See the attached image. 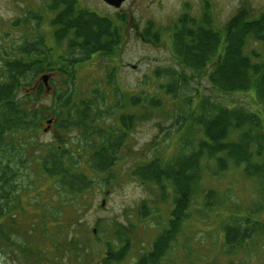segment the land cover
Here are the masks:
<instances>
[{
	"label": "rangeland",
	"instance_id": "374dc122",
	"mask_svg": "<svg viewBox=\"0 0 264 264\" xmlns=\"http://www.w3.org/2000/svg\"><path fill=\"white\" fill-rule=\"evenodd\" d=\"M43 1L0 0V64L6 53L21 50L26 44L37 43L46 50L51 49L46 63L49 71L37 76L43 91L36 96L38 106L51 108L54 101L57 103L58 94L67 89L66 60L76 58L78 49L69 48L70 37L59 43L55 41L54 28L46 24L49 15L42 9ZM177 13L176 17H167L172 12L163 13L161 25L157 27L165 32L162 42L167 48H170L171 23L178 18ZM263 14L264 0H189L190 18L199 22L203 16L208 17L212 26L218 28L239 15L254 20ZM41 18L43 22L38 24ZM150 18L148 14L144 16V20ZM41 38L45 44L40 42ZM254 43L251 40L248 44L247 54L252 50L261 51L262 58L257 62H263L264 42ZM120 44L116 57L98 56L75 65L76 77L71 87L77 127L59 129L55 123L51 132L45 133L46 120L51 116L49 109L37 138L42 147L50 144L60 147V138L65 137L66 142L72 139L74 143L69 141L65 148L78 155L77 168L89 175L90 187L73 198L58 192L55 181L48 177L31 184V175L33 172L36 175L38 170L36 165L28 166L27 174L22 173L21 191L15 202L20 203L16 209L19 213L15 221L10 218L1 222L0 264H99L109 252L117 253L121 247H127L124 259L107 264H136L143 255L151 253L157 238L170 229L176 203L172 186L168 181V185L147 181L138 169L153 159L159 158L166 164L183 155V140L186 135L189 138V124L182 128L180 123L188 119L200 96L194 94L193 104H188L189 75L188 78L179 76L183 81L188 79V84H178L182 98L164 94L161 86L168 80L157 77L155 71L177 68L171 51L165 46L140 44L133 35L126 36ZM47 73L51 74L50 84L55 93L46 94L40 80ZM193 82L197 83L195 87L201 95L215 98L210 80L195 77ZM134 94L141 96L138 106L131 104L128 97ZM255 98L237 93L229 96V104L261 110ZM122 103L127 106L121 112L126 117L127 134L114 153V166L105 173H97L81 152L80 142L87 148L100 146L101 140L94 136L84 139L87 132L92 134L91 121L96 116L100 127L118 131L113 127ZM94 151L87 149L90 154ZM214 163L206 164L203 159L202 186L204 192H213L216 203H223L213 206V200L207 201L203 193H197L196 201L182 212L178 241L172 243L173 247L157 264H264L263 230L243 240L234 250L227 248L223 231L232 215L242 221L251 218L264 227V199L256 180L247 177L243 166L230 165L216 174ZM29 186L33 187L27 189ZM3 207L4 203H0V208Z\"/></svg>",
	"mask_w": 264,
	"mask_h": 264
},
{
	"label": "trees",
	"instance_id": "16d2710c",
	"mask_svg": "<svg viewBox=\"0 0 264 264\" xmlns=\"http://www.w3.org/2000/svg\"><path fill=\"white\" fill-rule=\"evenodd\" d=\"M69 9L65 8L52 21L54 38L59 43L70 37L69 48H76L82 54L76 50V58L66 60L67 89L63 94H58V101H54L51 108L38 106L36 100V96L39 97V93L43 91L37 83V76L49 71L46 63L51 49L46 50L43 45L37 46V43L26 44L21 50L6 53L0 64V203H4V207L0 208V229L3 226L1 222L10 218L15 221L19 213L16 209L20 203L15 202L21 191V181L24 178L22 173L27 174L28 166L36 165L38 170L36 175L35 172L31 175V184L35 185L36 180L48 177L55 181L58 192H64L63 194L73 198L91 185L89 175L77 168L80 162L78 155L65 148L69 146V141L73 142L72 139L66 142L65 137L60 138V147L56 144L42 147L37 138L49 109V119H53V124L56 123L59 129L77 127L71 87L76 77L74 67L94 57L113 56L120 46L121 31L110 20L97 16L78 22L72 12L69 13ZM15 24L17 25L16 22ZM263 27L259 23L250 27L246 24V17L242 15L227 23L224 29L212 26L205 16L199 22L184 16L171 29L170 48L177 68H159L155 75L168 80L166 84H162L161 89L165 95H172L176 99L182 98L178 84H188L189 75L187 102L189 105L193 104L194 94L200 96V101L187 115L189 121L180 123L182 128L189 124V138L186 135L183 140V155L166 164L159 158L153 159L138 169V173L147 181L161 185H168V181L174 190L176 203L170 219V229L157 238L151 253L143 255L136 264H157L165 252L173 247L172 243L178 241L182 212L196 201L197 193H203L207 201L213 200V192H204L205 188L202 186L201 163L204 158L206 164L215 162L216 174L227 170L230 165L243 166L247 177L256 180L264 199V115H260L264 114V61L257 62L258 57L253 59L244 51L254 37L264 39L262 34L252 32V29L261 30ZM40 42L45 44L42 38ZM16 53L17 56H12ZM179 76L187 78L183 81ZM195 77L210 80L215 98L201 95V91L195 87L197 83L193 84ZM51 93H55L53 87ZM237 93H247L252 98L255 96V102L261 110L251 111L243 105L229 104V96ZM128 97L131 104H140V95ZM125 109L127 106L123 103L117 109L113 128L118 131L103 129L98 125L99 118H93L91 124L94 130L91 131L92 134L87 132L84 139L94 136L101 140L100 146L87 148L80 142L81 152L88 157L91 168L97 173H105L114 166V153L127 134L126 117L121 113ZM87 149L95 151L90 154ZM216 200H213V206L223 203H216ZM54 215L57 217V212ZM232 216L231 221L223 227L229 250L236 249L243 240L264 231L259 221L251 218L242 221L239 217ZM126 250L127 247H121L117 253L109 252L99 264L124 259Z\"/></svg>",
	"mask_w": 264,
	"mask_h": 264
},
{
	"label": "flooded vegetation",
	"instance_id": "af4514ba",
	"mask_svg": "<svg viewBox=\"0 0 264 264\" xmlns=\"http://www.w3.org/2000/svg\"><path fill=\"white\" fill-rule=\"evenodd\" d=\"M43 2H45V6L43 5L42 9L46 10L49 15V21L46 23L48 26L52 25V21L61 15L65 8H70L68 10L69 13L72 12L78 22L82 19H89L91 16L110 20L112 24L120 28V43L124 41L126 36L133 35L140 44L166 47V43L162 42L165 32L162 33V30L157 28L161 25L163 13L169 14L172 12L167 17H176V13L179 11L178 18L171 23L172 26L178 24L179 20L184 16L189 19V0H44ZM147 14L152 16V18L144 20V16ZM263 15L254 20L246 18V24H249L250 27L258 23L264 26ZM39 22L42 23L43 19L38 20V24ZM252 32H258L264 36V27L261 30H258V28L252 29ZM171 34L172 32L170 37L172 36ZM169 42L172 43V40L170 39ZM253 42H255L254 45H257V43H263L264 39H256L254 37ZM120 48L121 44L116 48L115 56L119 54ZM167 50L171 51V48H167ZM244 51L247 54V48ZM170 54H173L172 51ZM96 55L97 53L93 54V56ZM247 55L252 58H262L261 51L252 50ZM52 126L47 133L51 132Z\"/></svg>",
	"mask_w": 264,
	"mask_h": 264
},
{
	"label": "water",
	"instance_id": "95a60500",
	"mask_svg": "<svg viewBox=\"0 0 264 264\" xmlns=\"http://www.w3.org/2000/svg\"><path fill=\"white\" fill-rule=\"evenodd\" d=\"M50 78H51V75H49V74H44V75H42L41 76V81L44 83V86H45V88H46V92L48 93L50 90H51V87L49 86V80H50ZM52 119H49L48 121H47V123H48V125L50 126V124L52 123ZM49 128V127H48ZM48 129L46 128L45 129V132L47 131ZM94 232H95V230H94Z\"/></svg>",
	"mask_w": 264,
	"mask_h": 264
}]
</instances>
